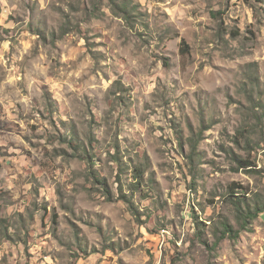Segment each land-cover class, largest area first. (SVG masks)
<instances>
[{
  "label": "rangeland",
  "instance_id": "1",
  "mask_svg": "<svg viewBox=\"0 0 264 264\" xmlns=\"http://www.w3.org/2000/svg\"><path fill=\"white\" fill-rule=\"evenodd\" d=\"M0 264H264V0H0Z\"/></svg>",
  "mask_w": 264,
  "mask_h": 264
},
{
  "label": "trees",
  "instance_id": "2",
  "mask_svg": "<svg viewBox=\"0 0 264 264\" xmlns=\"http://www.w3.org/2000/svg\"><path fill=\"white\" fill-rule=\"evenodd\" d=\"M141 176L142 175H140V173L137 172V174H136V176L134 178L136 180H139ZM231 197H233V196H231ZM258 215H259V211L252 212V211L248 210L245 213H241V216H242L241 223L242 224H247L248 221H251V220L255 219ZM222 230H223L222 231V236H221L222 239L224 238V236H227V235L230 236V237H233V238L237 237L236 233L233 231V229L228 224L223 223L222 224ZM221 238L218 239V240H221Z\"/></svg>",
  "mask_w": 264,
  "mask_h": 264
}]
</instances>
